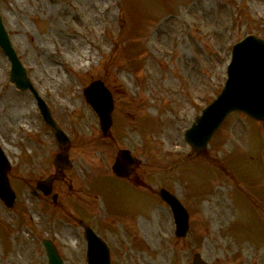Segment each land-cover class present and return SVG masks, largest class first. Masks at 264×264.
I'll return each mask as SVG.
<instances>
[{
	"label": "rangeland",
	"instance_id": "obj_1",
	"mask_svg": "<svg viewBox=\"0 0 264 264\" xmlns=\"http://www.w3.org/2000/svg\"><path fill=\"white\" fill-rule=\"evenodd\" d=\"M0 14L73 163L49 196L34 194L60 148L0 47V144L17 193L11 208L0 196V264H49L44 239L66 264H87L81 220L112 264H188L194 252L264 264V122L233 112L200 152L185 138L221 94L233 46L264 38V0H0ZM98 80L115 102L108 135L84 95ZM120 149L142 161L132 178L112 171ZM164 187L190 211L186 239Z\"/></svg>",
	"mask_w": 264,
	"mask_h": 264
},
{
	"label": "water",
	"instance_id": "obj_2",
	"mask_svg": "<svg viewBox=\"0 0 264 264\" xmlns=\"http://www.w3.org/2000/svg\"><path fill=\"white\" fill-rule=\"evenodd\" d=\"M0 46L12 61L11 81L18 88L23 90L30 89L34 93L39 101L45 122L54 130L55 138L62 150L55 161L57 167L69 169L71 165L68 159L70 141L63 132L57 129L44 101L38 96L23 68L20 66L1 18ZM228 74L229 79L222 94L213 104L205 109L203 115L198 117L192 128L186 132V139L193 146L194 150H203L226 116L234 110H241L258 120H264V39L251 35L235 45L233 60ZM85 96L87 102L98 114L101 127L104 133L107 134L113 122L112 112L114 108L110 91L103 82L96 81L85 89ZM140 163L141 161L133 156L130 151L121 150L119 151L113 171L118 176L127 177L133 168ZM8 171V166L0 153V196L8 206H11L15 200V193L11 190L7 178ZM61 177L62 174L57 172L46 181L40 182L38 187L45 194H49L53 182ZM159 194L172 207L177 224V234L185 236L189 228L187 210L168 191L161 190ZM87 239L90 243L88 252L89 264H110L109 250L105 245L100 243L99 238L89 231ZM45 247L50 264H64L50 242H45ZM192 264L201 263L195 259Z\"/></svg>",
	"mask_w": 264,
	"mask_h": 264
},
{
	"label": "flooded vegetation",
	"instance_id": "obj_3",
	"mask_svg": "<svg viewBox=\"0 0 264 264\" xmlns=\"http://www.w3.org/2000/svg\"><path fill=\"white\" fill-rule=\"evenodd\" d=\"M134 175H135V173L131 177H133Z\"/></svg>",
	"mask_w": 264,
	"mask_h": 264
}]
</instances>
